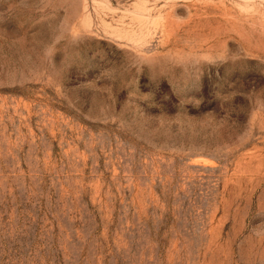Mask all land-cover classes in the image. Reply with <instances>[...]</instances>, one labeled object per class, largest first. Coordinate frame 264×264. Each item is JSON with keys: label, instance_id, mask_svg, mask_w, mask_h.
Masks as SVG:
<instances>
[{"label": "rangeland", "instance_id": "rangeland-1", "mask_svg": "<svg viewBox=\"0 0 264 264\" xmlns=\"http://www.w3.org/2000/svg\"><path fill=\"white\" fill-rule=\"evenodd\" d=\"M0 264H264V0H0Z\"/></svg>", "mask_w": 264, "mask_h": 264}]
</instances>
